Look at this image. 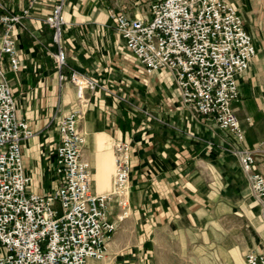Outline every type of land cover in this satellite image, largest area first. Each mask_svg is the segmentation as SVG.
<instances>
[{"label":"crops","instance_id":"obj_1","mask_svg":"<svg viewBox=\"0 0 264 264\" xmlns=\"http://www.w3.org/2000/svg\"><path fill=\"white\" fill-rule=\"evenodd\" d=\"M55 1H36L14 27L18 67L10 68L3 54L0 63L15 112L33 131L21 142L28 190L47 193L57 186V125L74 107L81 105V154L89 163L92 192L112 189L113 143L129 144V213L107 238L105 258H91L88 264H182V244L236 209L250 226L243 245L263 247L261 205L239 150L252 149L253 166L264 174V0H227L237 6L255 46L248 68L237 76L238 98L232 103L242 139L184 103L171 70L147 71L125 46L111 13L149 19L159 0H63L62 71L76 69L93 83L85 89V102L78 103L73 83L59 79L53 55L57 43L42 21ZM2 2L19 11L26 0ZM110 209L115 218L114 200ZM213 225L204 237L216 245L217 255L220 241L221 254L245 264L238 242L227 234L216 239Z\"/></svg>","mask_w":264,"mask_h":264},{"label":"built area","instance_id":"obj_2","mask_svg":"<svg viewBox=\"0 0 264 264\" xmlns=\"http://www.w3.org/2000/svg\"><path fill=\"white\" fill-rule=\"evenodd\" d=\"M38 0H26L13 11L0 0V54L10 68L18 67L13 29ZM63 0H56L42 19L57 43L53 53L59 79L76 89V101L85 102L92 86L83 72L62 71L66 54L61 47ZM115 27L125 46L147 71L165 67L174 74L184 103L238 139L243 128L232 103L238 98L237 76L255 53L252 35L237 6L227 0H159L149 19L113 11ZM81 105L61 116L57 125L55 172L52 192L27 189L30 180L22 165L21 142L33 131L15 112L14 96L0 63V264H86L88 257L105 256L109 235L129 213L130 148L123 140L113 143L112 189L96 194L90 188V168L82 157ZM239 160L251 190L261 205L264 220V174L254 168L252 149L239 150ZM119 210L111 217L110 202ZM246 264H264V246L244 253Z\"/></svg>","mask_w":264,"mask_h":264},{"label":"rangeland","instance_id":"obj_3","mask_svg":"<svg viewBox=\"0 0 264 264\" xmlns=\"http://www.w3.org/2000/svg\"><path fill=\"white\" fill-rule=\"evenodd\" d=\"M232 210V209H231ZM226 213V214H224ZM220 217L216 218L217 221L215 225L211 222L207 223L203 228L199 229L193 239H188L187 243L184 242L182 244V253L184 255V259L182 260V264H236L233 258H230V255L226 257L221 254V242L219 241L218 245V255L216 253V245L208 242L210 238L206 239L204 237V232L208 227L213 225L214 237L219 239L223 236L231 235L239 244L240 255L242 257L243 262H245L244 253L247 247L245 244V239L247 234L249 233L250 226L248 224V218L246 214L236 209L229 213L224 212ZM200 245L203 247V250L197 251L196 247Z\"/></svg>","mask_w":264,"mask_h":264},{"label":"bare ground","instance_id":"obj_4","mask_svg":"<svg viewBox=\"0 0 264 264\" xmlns=\"http://www.w3.org/2000/svg\"><path fill=\"white\" fill-rule=\"evenodd\" d=\"M91 258L104 259L105 256H102V257H88V258H87V261H86V264H88V260L91 259Z\"/></svg>","mask_w":264,"mask_h":264}]
</instances>
